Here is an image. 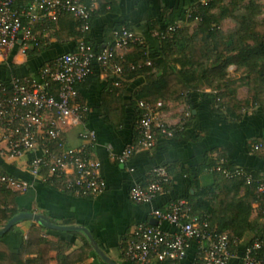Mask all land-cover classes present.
I'll use <instances>...</instances> for the list:
<instances>
[{"label":"crops","instance_id":"crops-1","mask_svg":"<svg viewBox=\"0 0 264 264\" xmlns=\"http://www.w3.org/2000/svg\"><path fill=\"white\" fill-rule=\"evenodd\" d=\"M175 4V0H96V10L85 38L94 47L102 48L112 41L113 30L125 24L141 38L147 49L159 52L162 43L152 24H160L162 10ZM194 27L189 26V31L192 32ZM41 38V49L36 52H22L18 43L6 50L0 59V83L9 81L12 76L26 79L36 76L44 64L63 54L75 52L81 39L69 15L61 17L53 28H42ZM134 51V46L129 47L125 59L131 58ZM233 68V75L228 76L238 77L240 73L235 66ZM128 69H124V74L118 77L110 67L104 69L94 63L90 75L77 86L76 102L86 108L83 119L78 124L59 125L64 147H85L87 153L99 162V175L104 186L99 195L79 196L64 188L61 182L50 183L31 176L29 162L33 156L42 154L40 149L19 157L0 155V169L29 185L16 198L19 212L41 213L58 225L86 227L99 248L118 264H132L123 257L125 243L132 238L138 225L149 224L154 208L165 210L171 203L195 192L193 179L197 176L198 167L224 158L229 167L264 178V109L256 107L247 110L240 118L227 116L205 96L204 93L215 92L206 85L198 92L185 94L182 99L166 98L154 102L157 116L169 126L177 128L178 132L170 138L159 136L149 149L137 147L136 122L140 109L136 94L148 81V76L157 78L160 72L153 69L147 75L129 72ZM244 92L245 88H240L237 98H242ZM90 131L95 134L93 140L83 137L84 133ZM1 136L0 126V139ZM255 144H261V148L254 150ZM129 145L134 146V153L124 164L111 156L119 154ZM2 146L0 141V148ZM158 166L167 168L170 174L165 192L149 203L132 202L129 199L130 189L136 184L145 185L151 171ZM196 180L197 188L210 189L208 197H212V194L223 195L231 182L230 178H222L212 168L203 170ZM234 189L227 193L224 203L241 198L244 194L243 188ZM258 215L256 204L252 202L249 220L254 221ZM216 217V222L222 223L221 216ZM259 221L262 219L259 218ZM32 223L28 220L20 221L5 234L3 241L12 252L18 251ZM153 226H159L169 234L177 231L174 225L167 222L157 221ZM41 236L54 243L56 248L59 241L67 243L64 253L78 249L84 237L87 238L80 230L56 231L46 228L41 231ZM251 237L252 234L247 232L242 240ZM57 249L54 247L49 250L51 259L48 264H59L55 259ZM241 253L240 247L236 256L227 264H242ZM201 254V243L193 240L185 258L177 264H193ZM75 264L108 263L103 261L91 245L86 259ZM147 264L158 263L152 261Z\"/></svg>","mask_w":264,"mask_h":264},{"label":"built area","instance_id":"built-area-1","mask_svg":"<svg viewBox=\"0 0 264 264\" xmlns=\"http://www.w3.org/2000/svg\"><path fill=\"white\" fill-rule=\"evenodd\" d=\"M95 10L96 0H28L23 5H17L16 0H0V59L14 44L18 43L22 52L32 47V25L35 23L57 22L61 16L69 15L79 23L80 31L86 34ZM175 27L170 26L167 31L172 32ZM141 43V38L125 26L114 29L112 41L100 51H95L82 36L77 51L44 64L36 76L29 79L12 76L9 81L0 83V141L3 143L0 155L19 157L40 149L42 154L33 156L29 162L31 176L45 182H59L72 176L65 186L68 191L83 197L99 195L104 187L99 175V162L87 153L85 147H64L59 125L78 124L83 119L86 108L76 102L77 85L90 75L93 64L104 69L110 67L114 74L120 76L124 71L122 63L126 50ZM129 68L132 69L133 65ZM50 83L56 86V94L50 93ZM138 107L137 147L149 149L159 136L174 137L177 128L162 121L153 104L138 101ZM83 137L93 140L95 134L90 131ZM260 148L261 144L253 147L254 150ZM133 153L134 146L129 145L119 154L111 156L124 164ZM225 163V159L220 158L213 170L221 172L226 178L241 176L247 184L255 183L256 208L264 216V178L253 177L241 169L223 167ZM169 181L170 174L166 168L155 167L145 185L136 184L130 189L129 199L134 203H149L165 192ZM0 184L21 193L29 187L27 182L2 173ZM151 214L158 222L174 225L177 231L169 234L159 226L138 225L123 249L124 259L132 264L152 261L177 264L185 258L193 240L201 243L202 252L193 264H227L240 247L242 264H264V237L244 243L236 236L213 232L206 221L200 223L190 215L184 199L176 200L165 210L154 208Z\"/></svg>","mask_w":264,"mask_h":264},{"label":"trees","instance_id":"trees-1","mask_svg":"<svg viewBox=\"0 0 264 264\" xmlns=\"http://www.w3.org/2000/svg\"><path fill=\"white\" fill-rule=\"evenodd\" d=\"M27 1L16 0V4L23 5ZM175 1V6L165 7L162 10L161 26L159 22L152 24L159 33L162 43L161 50L159 52L151 51L142 42L134 45V55L122 63L123 69L129 68V65L132 64L133 68L128 70L133 73L140 72L148 75L153 69L160 72L157 78L152 79L148 76V81L137 92L136 100L151 104L158 99L178 100L189 92H198L203 85H206L215 92L204 93L205 96L211 100L213 105H217L218 110H223L227 116L240 118L247 110L256 107L264 109V15L260 17L262 6L257 0ZM64 16L66 15L61 17ZM226 19H231L236 24L235 28L227 32L221 28ZM72 21L78 37L84 36V41L88 43L85 38L88 32L82 33L79 23L73 18ZM57 22L33 24L34 39L31 41L32 47L27 52L40 50L43 42L41 29L53 28ZM193 23L196 25L190 32L189 26ZM120 26L131 29L125 24L119 25L115 29ZM170 26H176L172 32L167 31ZM36 42L37 46H35ZM90 45L95 51L101 50V48L98 49L92 44ZM230 66L236 67L237 72L240 73L238 77L228 76ZM114 82L118 81L115 79ZM242 87L245 88V92L242 98L238 99L237 91ZM49 90L50 93L56 94V86L53 84L50 85ZM177 132L178 130L175 134ZM52 146L56 150V144L53 143ZM217 162L218 159H215L198 167L196 175L198 176L203 170L214 169ZM223 167H228V165L225 163ZM166 170L168 171L167 168ZM214 172L222 178L229 179L219 171L214 170ZM0 173L9 175L1 169ZM197 176L193 179L195 192L184 199L191 216L200 223L206 221L209 230L216 233H226L240 239H243L247 232L251 233L252 237L245 240L244 243L264 237V216L258 212V218L252 222L249 220L251 203L257 201L255 183L247 184L241 176L230 177V185L226 187L227 190L223 195L214 196L212 194V197H208L210 189L197 188ZM252 176L260 178L255 174ZM70 180L69 176L59 182L65 188L66 183ZM53 181L50 183H58ZM167 185H165V189ZM240 188L244 190L241 198L224 203L230 189L236 191ZM20 193L0 184V228L19 213L16 198ZM216 216H221L222 223L216 222ZM259 218L262 221H259ZM43 229L44 227L33 222L17 252H12L3 241L6 233L0 235V264H48L51 259L48 252L54 247L58 248L55 259L59 264H75L86 259L87 251L91 249L86 237L83 236L84 242L81 247L71 253H64V248L68 247V244L59 241L56 248L54 243L41 236ZM72 233L78 232L72 231Z\"/></svg>","mask_w":264,"mask_h":264},{"label":"water","instance_id":"water-1","mask_svg":"<svg viewBox=\"0 0 264 264\" xmlns=\"http://www.w3.org/2000/svg\"><path fill=\"white\" fill-rule=\"evenodd\" d=\"M22 220H28L33 221L35 223H38L42 227L50 230H56V231H71V230H80L82 231L87 238L89 239L91 245L93 246L95 252L108 264H118L111 260L103 250H101L94 239L93 235L89 232V230L82 226V225H58L52 223L48 217L41 213H35V212H19L18 214L14 215L11 219L7 221V223L0 228V235H3L7 233L13 226L19 221ZM149 224L156 225L157 220L155 218H152L149 221Z\"/></svg>","mask_w":264,"mask_h":264},{"label":"rangeland","instance_id":"rangeland-1","mask_svg":"<svg viewBox=\"0 0 264 264\" xmlns=\"http://www.w3.org/2000/svg\"><path fill=\"white\" fill-rule=\"evenodd\" d=\"M257 2L262 6V14L260 15V17H262L264 15V0H257ZM192 25L195 26L196 24L195 23L190 24V26H192ZM235 27H236V24L231 19L224 20L223 23H222V26H221V28L225 32L230 31V30H232ZM233 69H234L233 66L230 67V69L228 68V74L229 75H233V71H232Z\"/></svg>","mask_w":264,"mask_h":264}]
</instances>
